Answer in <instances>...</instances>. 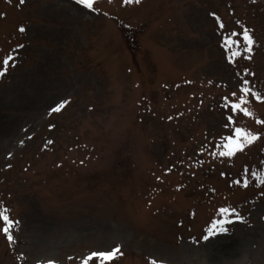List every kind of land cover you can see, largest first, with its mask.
I'll list each match as a JSON object with an SVG mask.
<instances>
[{
    "label": "rangeland",
    "instance_id": "obj_1",
    "mask_svg": "<svg viewBox=\"0 0 264 264\" xmlns=\"http://www.w3.org/2000/svg\"><path fill=\"white\" fill-rule=\"evenodd\" d=\"M0 72V264H264V0H0Z\"/></svg>",
    "mask_w": 264,
    "mask_h": 264
},
{
    "label": "snow or ice",
    "instance_id": "obj_2",
    "mask_svg": "<svg viewBox=\"0 0 264 264\" xmlns=\"http://www.w3.org/2000/svg\"><path fill=\"white\" fill-rule=\"evenodd\" d=\"M78 2L81 5H84L85 7L91 9L94 7V3L95 0H78ZM127 2H131V0H127ZM136 2L138 3L139 0H136ZM21 31H23V29H21ZM245 39L248 41L249 45L252 44V39L251 37L248 35L247 31L244 33ZM226 44H231L233 43L231 41V38H228L225 41ZM251 50V48L249 47V51ZM235 55V53H234ZM11 59V57H7L4 60V65H5V70L6 67L8 65V61ZM3 72H0V75H2ZM245 92L249 91L248 89H244ZM245 103L243 97H241L240 103L234 104L233 105V110H242L244 111L246 114H251L246 108H242V104ZM64 107V104H60L58 107H56L55 109H53V111H60L62 108ZM237 134L238 136H244L245 139L247 140L248 143L253 142L255 139H257V137L255 135H251L249 133H246L245 130L243 129H237ZM230 145H229V151L227 153L225 152H221V155H232L234 153V150H242L243 148V143L240 140H231L230 138ZM6 209H0V221H2L4 223V227L2 229H0V231H3L7 236L9 240H12V236H11V229L18 223V222H14L12 220H10L9 216L6 215ZM226 211V210H225ZM223 223V222H221ZM221 231H224L225 229H220ZM119 254V248L114 249L111 252H101V253H92L88 258L85 259L84 264H88V260H91L93 258H98L102 261V264L104 261H110L112 260L116 255ZM153 264H156V262L154 261Z\"/></svg>",
    "mask_w": 264,
    "mask_h": 264
}]
</instances>
